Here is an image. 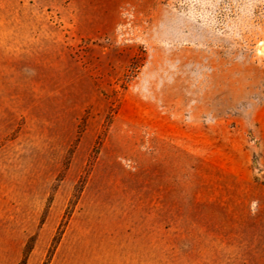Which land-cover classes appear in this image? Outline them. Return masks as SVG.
<instances>
[{"label":"rangeland","instance_id":"374dc122","mask_svg":"<svg viewBox=\"0 0 264 264\" xmlns=\"http://www.w3.org/2000/svg\"><path fill=\"white\" fill-rule=\"evenodd\" d=\"M143 229L264 264V0H0V264Z\"/></svg>","mask_w":264,"mask_h":264},{"label":"crops","instance_id":"0c3cea01","mask_svg":"<svg viewBox=\"0 0 264 264\" xmlns=\"http://www.w3.org/2000/svg\"><path fill=\"white\" fill-rule=\"evenodd\" d=\"M73 264H242V243L226 232L189 229L88 231ZM238 249L236 254L231 251Z\"/></svg>","mask_w":264,"mask_h":264}]
</instances>
